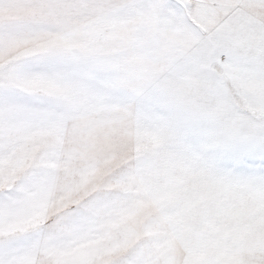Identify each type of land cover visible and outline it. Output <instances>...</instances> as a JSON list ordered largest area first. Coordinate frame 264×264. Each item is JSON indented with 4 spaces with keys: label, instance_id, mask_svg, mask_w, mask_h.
<instances>
[{
    "label": "snow or ice",
    "instance_id": "snow-or-ice-1",
    "mask_svg": "<svg viewBox=\"0 0 264 264\" xmlns=\"http://www.w3.org/2000/svg\"><path fill=\"white\" fill-rule=\"evenodd\" d=\"M0 264H264V0H0Z\"/></svg>",
    "mask_w": 264,
    "mask_h": 264
}]
</instances>
